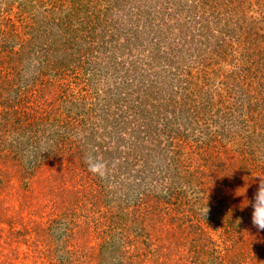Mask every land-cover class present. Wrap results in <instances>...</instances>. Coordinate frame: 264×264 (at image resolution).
Here are the masks:
<instances>
[{
  "label": "rangeland",
  "instance_id": "obj_1",
  "mask_svg": "<svg viewBox=\"0 0 264 264\" xmlns=\"http://www.w3.org/2000/svg\"><path fill=\"white\" fill-rule=\"evenodd\" d=\"M194 1L197 2L194 5L203 7L202 0ZM211 1L217 5L215 11H226L227 15L231 13L230 16L232 11L237 12L241 22L246 21L242 25L253 28V36L259 32V28L264 30L261 0H249V10L247 3L238 4L241 2L238 0H232L234 6L229 4L231 0ZM55 2L44 6L49 7L51 12L56 8ZM97 3L102 1H89L90 6ZM161 3L163 0L151 12V19L140 17L139 26H136L140 32L141 28H145L143 23L147 24L148 30L165 26L162 22L165 20H169L170 24L176 23L179 9L184 7L183 2L168 0L164 10L166 13ZM253 4L256 5V12L253 11ZM0 5L5 8L8 4L0 0ZM11 8L12 11H0V29L3 32L9 29L28 38L24 32L28 26H36L35 32L42 29L30 15L31 12L27 17L18 16L16 5ZM122 8L115 6L114 10ZM213 8L205 9L212 14ZM210 13H207L209 18L213 15L210 16ZM48 15L51 16L50 13ZM224 18H227L225 24L229 17L223 15ZM6 23L10 26L5 27ZM95 24L92 18L90 25ZM160 32L164 33L165 29ZM157 35L159 44L165 45L167 42L165 48L172 49L171 55L175 57L181 46L173 43L172 39L167 40L164 34ZM141 37L137 48H146L149 52L155 48L157 40L153 35L148 37L144 33ZM148 41L153 42L149 48ZM238 45L237 42L230 44L235 50L219 58L217 69L210 72L209 79L201 78L198 73L199 78L196 69H192L191 73L185 67L177 68V65L170 68L172 78L177 76L174 82L182 81L173 95L178 118L168 116L173 123V131L167 135L168 138L156 137V133H153L151 138L146 139L145 142H150V148L155 147L154 144L160 145L158 152L141 146L144 142L140 143L142 149L139 146V150H121L122 162L126 166H122L123 173L118 176H115L113 168L109 169V174L105 172L101 167L102 156L96 157L91 150H82L84 146L77 136L76 142L70 143L74 136H69L67 142L59 141L58 136L62 133L63 138L64 133L61 129H58L59 134L55 133L57 128L51 124L54 119L52 114L46 120L45 114L40 112L44 116L35 118L39 122L46 120L48 124H42L39 129L29 127L27 132H21L33 122V109L48 113L56 109L57 105L52 106L56 103H52L55 97L50 93V100L34 98L32 92H28L29 88L25 89L26 78L22 77L27 71L26 65L19 62L17 67L12 68L9 64L14 63L0 53V71L6 72L7 67L11 72V77L0 75V128L4 124L1 114L4 113L6 118L12 114L13 120L22 126L19 141L25 143L24 150H0V264H106L113 256L118 264H264V230L253 226L252 207L248 204L258 188L259 177L264 178V121L251 123L256 135L252 145L249 138H244L240 133L232 140L218 139L224 138L223 131L218 129H221L227 116H239L240 104L236 101L240 88L239 84L236 85L235 74L245 65L240 57V49H236ZM156 54L163 57L164 52ZM150 60L146 58L145 62ZM160 60L163 62L165 59ZM222 64L224 67L221 68ZM139 68L127 77L133 80L131 89L135 91L144 84L141 82H148L165 73L158 74L159 71L147 66ZM86 73L78 68L69 73L66 80L72 83L76 78L74 74H77L74 83L79 85H74L75 92H78L75 98L98 103L105 96L103 89L106 90L109 84L97 79L96 90L92 86H85ZM117 81H121V78ZM168 84L163 86L166 88L165 103L170 101L171 87ZM186 85L194 87V91L204 87L207 93L200 101L207 107L206 114L201 108L198 112L192 109L197 97L184 100L182 93ZM80 86L84 87L77 91ZM248 88L255 91L253 85ZM42 102L46 104L41 106ZM247 104L248 101L241 105L240 112L246 109L248 114ZM60 111L63 114L62 106ZM156 114L162 118L165 115L162 112ZM249 116L246 120H250ZM78 123L80 121L77 119L75 124ZM8 130L3 132L0 129L1 140L9 136L12 139L15 133L18 135L17 128L16 132L12 128ZM47 137L52 138L53 150H48ZM168 143L170 146H167ZM159 154H163L164 158ZM90 165H99L98 171H90ZM161 166L165 167L162 169ZM175 172L180 173L178 179L174 180V187L178 190L169 194L170 178ZM181 175H190L194 179L181 181ZM192 187L205 190V205L218 204L226 215L225 228H209V237L199 241L190 234L187 223L191 212L189 204L183 202L193 199V193H190ZM193 196L203 198L202 194ZM195 202L196 206L202 205L198 199ZM198 234L195 235L197 238ZM107 245H116L117 252H108L105 249Z\"/></svg>",
  "mask_w": 264,
  "mask_h": 264
},
{
  "label": "trees",
  "instance_id": "obj_2",
  "mask_svg": "<svg viewBox=\"0 0 264 264\" xmlns=\"http://www.w3.org/2000/svg\"><path fill=\"white\" fill-rule=\"evenodd\" d=\"M3 1H6L8 5L5 8H1L2 5H0V11L1 9L12 11L11 7L16 5L18 9L16 15L27 17L28 13L31 12L30 15L42 29L35 32L36 26H28L27 30L24 31L28 38L9 29L5 32L0 29V53H3L5 58H9L14 63L9 64L12 65V68L17 67L19 62L26 65L27 71L22 77L26 78L25 89L29 88L28 92H32L31 95L34 98L37 97L46 101L51 93L55 97L52 103L56 102L52 106L57 105V107L51 113L33 109L34 120L30 126L24 127L22 131L21 124L13 120L12 114L6 118L5 114L2 113L4 124L0 128L1 131H9L8 128H12L16 132L15 128H17L18 135L16 136L17 133H15L14 138L12 137L16 140H12L11 136L9 138L2 137L0 150H24L25 143L19 141V136L22 135L19 132H27L29 127V129L34 127L39 129L42 124L47 125L46 120H49L52 114L54 119L51 124L57 128L55 133L59 134L58 129L64 133L63 138L61 137L62 133L58 136L59 141L67 142L70 139L69 136H74L70 143L76 142L75 136H77L84 146L82 150H91L96 157L102 156L103 165L100 166L108 174L109 169L113 168L111 170L115 171V176H118L123 173L122 166L125 165L122 162L121 150H125V152L134 149L139 150L140 143L144 142L141 146L144 145L147 150L158 152L157 147L160 145L154 144L155 147L150 148V142H145L146 139L151 138L153 133H156V137L165 136L168 138L167 135L173 131V123L170 122L168 116L173 115L178 118V108L176 109L173 95L176 94L174 90L179 87L182 81L174 82L177 76L174 75L175 77L172 78L170 68L177 65V68L185 67L191 73L192 69H196L197 75L199 73L201 78L209 79L210 72H215L217 69L216 65L217 61H220L219 58L235 50V48L230 47V44L233 45L234 42L242 45H238L239 48L236 49H240V57L245 65L239 73L235 74L236 85L239 84L240 88L237 92L238 99L236 101L240 104L239 116L230 115L229 118L227 116L224 124L220 126L221 129H218L223 131L224 138L218 139L232 140L235 139V135L240 133L244 138H249L250 145L253 144V137L256 135L252 130L251 123L264 121V71H262L264 68V30L259 28V32L253 36V28L248 27V25L243 26L242 24L246 21L241 22V17L237 15V12L232 11L230 16V12L227 15L226 11H215L217 5L211 0H202V8L194 5L193 3H197L194 0H180L184 7L179 9L180 13L178 12L176 23L170 24L169 20H165L166 22L162 21L165 26L156 27L160 31L165 29L164 33L153 28L148 30L147 24L144 23L145 28H141L140 32L136 27L139 26L140 17L151 19V12L157 9L160 0H101L102 3H97L95 6L89 5L90 0ZM169 1L175 2L177 0ZM54 2L57 3L56 8L50 12V8L44 5ZM230 2L229 4L234 6L233 1ZM238 2L242 5L247 3L248 10L251 7L249 0H238ZM166 3L168 0H163V3L160 4L164 13H166L164 11L167 8ZM261 4L264 9V0H261ZM115 6H122L123 8L122 10H114ZM255 7L256 5L253 4L254 12H256ZM205 8H213V15ZM232 10L234 9L232 8ZM235 11H237L236 8ZM49 13L51 16L48 15ZM207 13L212 15L211 18ZM225 14L229 18L224 24L227 18L223 20L222 16L226 17ZM92 18L96 21L95 25H90ZM160 19L163 18L160 17ZM134 20L138 23H132ZM9 26V23H6L5 27ZM97 30L99 32H96ZM144 33L148 34V37L153 35L154 39L157 40L155 48L150 52L146 48H137ZM157 34H164L167 40L172 39L173 43L181 46L175 57L171 55L172 49L165 48L167 42L164 43L165 45L159 44L160 39ZM151 42H147V48L153 43ZM181 49L183 51L179 52ZM161 51L164 52L163 57L156 54V52ZM146 58L151 60L145 62ZM163 58L165 60L162 62L160 59ZM140 66L156 69L159 71L158 74L165 72V75L162 74L158 78L156 76L148 82L146 80V82H141L144 84L135 91L131 89L133 80L131 77L128 80L127 77L130 72L133 74V71H136L134 69H141ZM220 67L222 68L224 65L222 64ZM78 68L88 72L86 73L88 74L87 78H84L85 86L89 85L95 89L97 79H103L109 84L106 90L103 89L105 96L98 103L87 102L86 100L79 101L78 98H75L78 92H75L74 85L77 87L79 83L74 82L77 81L78 75L74 74L76 78L72 83L66 78L69 73L75 72ZM148 68L145 69L149 70ZM6 70V72L0 71V75L11 77L10 70L7 67ZM254 71L257 74H253ZM120 78L121 81L118 82L117 80ZM167 84L171 87V90L167 89L171 93L170 101L165 103L166 88L163 86ZM252 85L255 87V91L248 88ZM83 87L80 86L77 91ZM99 87L101 86L99 85ZM183 89L182 94L185 101H188L190 97H197V100H194L196 105L192 109L195 108L194 111L198 112L201 108L206 114L207 107L203 105V101H200L207 93L204 87L202 89L196 88L194 91V87L186 85ZM246 101H248V114L246 109L244 112H240L241 105L246 104ZM42 104L46 103L42 102L41 106ZM61 106L64 108L63 114L60 111ZM158 112L164 113V118L159 117L156 114ZM16 113L15 111L14 114ZM38 115L47 117L45 122L41 120L39 122L35 118ZM247 116L250 117V120H246ZM96 118L98 119L96 120ZM77 119L80 123L76 125ZM52 137L55 138L54 135ZM50 140L52 138L47 137L45 142L48 150H53V144ZM141 146L140 149H142ZM167 146H170V143ZM159 152L162 153V150ZM148 154L150 153L148 152ZM158 156L164 158L163 154ZM161 167L163 169L165 166ZM167 170H169V166ZM178 175L180 173L175 172L170 178L169 194L178 190L174 187V180L178 179ZM191 178L194 179L190 175L187 177L181 175L180 180L189 179L190 182ZM204 192L206 191L203 189L196 190L193 188L190 193L197 194V196L202 194L201 197L203 198L195 197V199L192 194L193 199L190 202L183 201L185 204H189L188 208L192 217L189 213L187 225L190 234L196 240L209 237V228H225L224 216L226 215L224 210L218 204L205 205ZM197 199L201 201L200 204L202 205L196 206L195 200L197 201ZM198 231L201 233L198 234ZM196 234H198V238L195 236ZM105 249L109 250L108 252H117L118 250L116 245H107ZM115 259L114 256L111 259L109 257L106 264H118ZM119 264L121 263L119 262Z\"/></svg>",
  "mask_w": 264,
  "mask_h": 264
},
{
  "label": "clouds",
  "instance_id": "obj_3",
  "mask_svg": "<svg viewBox=\"0 0 264 264\" xmlns=\"http://www.w3.org/2000/svg\"><path fill=\"white\" fill-rule=\"evenodd\" d=\"M99 165H90L89 170L92 172H97ZM259 184L256 192L253 195L251 201L252 207V224L259 230H264V178L259 177ZM248 204L246 206H248ZM208 212V209H207Z\"/></svg>",
  "mask_w": 264,
  "mask_h": 264
}]
</instances>
